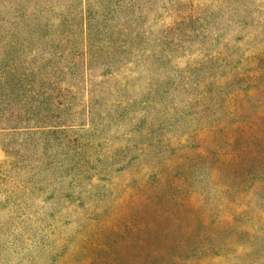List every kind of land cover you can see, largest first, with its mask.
I'll return each instance as SVG.
<instances>
[{
	"label": "rangeland",
	"instance_id": "obj_1",
	"mask_svg": "<svg viewBox=\"0 0 264 264\" xmlns=\"http://www.w3.org/2000/svg\"><path fill=\"white\" fill-rule=\"evenodd\" d=\"M152 14L161 73L113 128L88 104L82 169L0 131V264H264V0Z\"/></svg>",
	"mask_w": 264,
	"mask_h": 264
},
{
	"label": "trees",
	"instance_id": "obj_2",
	"mask_svg": "<svg viewBox=\"0 0 264 264\" xmlns=\"http://www.w3.org/2000/svg\"><path fill=\"white\" fill-rule=\"evenodd\" d=\"M156 2L0 0V131L41 152L66 149L65 176L82 169L88 104L111 105L112 118L98 122L113 128L134 111L130 92L142 89L152 60L161 73L164 56L149 55Z\"/></svg>",
	"mask_w": 264,
	"mask_h": 264
}]
</instances>
